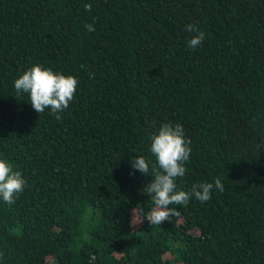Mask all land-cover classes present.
I'll return each instance as SVG.
<instances>
[{
	"label": "trees",
	"instance_id": "trees-1",
	"mask_svg": "<svg viewBox=\"0 0 264 264\" xmlns=\"http://www.w3.org/2000/svg\"><path fill=\"white\" fill-rule=\"evenodd\" d=\"M35 65L78 81L61 120L15 90ZM163 124L191 141L177 191H224L152 226L132 158L159 170ZM0 160L26 180L0 264H264V0H0Z\"/></svg>",
	"mask_w": 264,
	"mask_h": 264
},
{
	"label": "clouds",
	"instance_id": "clouds-1",
	"mask_svg": "<svg viewBox=\"0 0 264 264\" xmlns=\"http://www.w3.org/2000/svg\"><path fill=\"white\" fill-rule=\"evenodd\" d=\"M87 11L92 10L91 4H86ZM89 32L95 31L93 25H87ZM185 30L195 32L188 47L192 50L202 45L205 33L199 31L195 24L186 25ZM94 78V73L90 74ZM78 81L73 76L54 73L51 69H44L35 65L26 71L14 82L17 93H28L31 105L39 114L50 108L56 119L61 120L58 114L69 107L74 98ZM151 152L155 155L157 166L153 165L150 173V161L145 157H133L132 168L138 170L144 176H152V182L143 188V193L148 195L155 207L145 219L153 225H161L170 221L173 217H180L181 213L176 208L169 207L172 204L185 205L192 197L204 203L211 199L213 189L223 192L224 185L220 178L214 183H197L189 191H177L176 179L184 177L185 162L191 154L190 140L185 139L184 129L180 124H163L158 135L151 137ZM134 175V172L130 173ZM26 185V180L18 171H13L12 166L5 160H0V197L8 204L15 203V199ZM137 208L133 209V221L137 219ZM89 264H95L96 255L90 253Z\"/></svg>",
	"mask_w": 264,
	"mask_h": 264
},
{
	"label": "rangeland",
	"instance_id": "rangeland-1",
	"mask_svg": "<svg viewBox=\"0 0 264 264\" xmlns=\"http://www.w3.org/2000/svg\"><path fill=\"white\" fill-rule=\"evenodd\" d=\"M136 215H137V219L133 222V225H134L135 228H138V227H140L142 225V219L140 218L138 213Z\"/></svg>",
	"mask_w": 264,
	"mask_h": 264
}]
</instances>
